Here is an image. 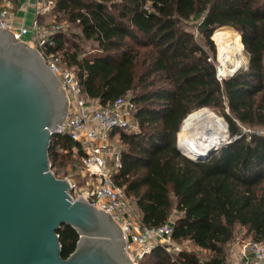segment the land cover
Returning <instances> with one entry per match:
<instances>
[{
	"label": "trees",
	"instance_id": "16d2710c",
	"mask_svg": "<svg viewBox=\"0 0 264 264\" xmlns=\"http://www.w3.org/2000/svg\"><path fill=\"white\" fill-rule=\"evenodd\" d=\"M49 1L63 26L49 50L89 97L107 105L128 96L135 104L139 131L112 132L122 162L114 181L145 226L175 212L172 240L198 249L172 254L156 246L138 264H229L237 229L264 242V0ZM222 27L239 32L249 65L220 80L211 37ZM203 107L222 113L231 142L195 161L178 149V134ZM83 153L68 134L52 137V169L71 157L80 167ZM58 233L67 258L79 235L67 225Z\"/></svg>",
	"mask_w": 264,
	"mask_h": 264
},
{
	"label": "water",
	"instance_id": "95a60500",
	"mask_svg": "<svg viewBox=\"0 0 264 264\" xmlns=\"http://www.w3.org/2000/svg\"><path fill=\"white\" fill-rule=\"evenodd\" d=\"M68 106L60 79L41 53L0 28V264H133L111 214L85 197L73 198L71 180L52 169L51 140ZM224 122L226 139L206 155L188 156L179 140L178 149L195 161L209 159L231 142ZM63 225L79 235L67 258L58 233Z\"/></svg>",
	"mask_w": 264,
	"mask_h": 264
},
{
	"label": "built area",
	"instance_id": "2783aa9c",
	"mask_svg": "<svg viewBox=\"0 0 264 264\" xmlns=\"http://www.w3.org/2000/svg\"><path fill=\"white\" fill-rule=\"evenodd\" d=\"M35 2L37 19L30 27L13 28L9 10L3 7L0 9V28L10 30L17 40L36 48L45 58L48 67L58 76L68 95L67 116L56 134H68L72 140L80 142L84 152L81 157V176H92L94 179L84 190H80L70 179V195L73 198L85 197L95 207L111 214L124 232L126 251L133 264H138L156 246H162L168 252L177 254L182 248L172 240L175 220L170 218L159 227L145 226L131 198L114 181V173L121 168L122 162L120 149L111 142L110 135L116 130L139 131V124L134 117V102L130 97L123 96L102 105L98 99L85 93L75 72L62 64L57 53L49 50L53 45L52 35L63 26L53 23L50 27H45L38 20V17L52 13L53 2ZM29 30L32 36L26 41L24 36ZM218 78L222 79L219 75ZM236 244L242 255L250 252L253 256V260H245L243 264H264V242L248 240Z\"/></svg>",
	"mask_w": 264,
	"mask_h": 264
},
{
	"label": "bare ground",
	"instance_id": "6f19581e",
	"mask_svg": "<svg viewBox=\"0 0 264 264\" xmlns=\"http://www.w3.org/2000/svg\"><path fill=\"white\" fill-rule=\"evenodd\" d=\"M213 39L218 45V70L221 76H228L245 67L239 34L235 29L219 28L214 32ZM226 137L224 119L211 109L203 107L184 119L179 132V145L187 155L204 156L212 145L224 141Z\"/></svg>",
	"mask_w": 264,
	"mask_h": 264
},
{
	"label": "crops",
	"instance_id": "0c3cea01",
	"mask_svg": "<svg viewBox=\"0 0 264 264\" xmlns=\"http://www.w3.org/2000/svg\"><path fill=\"white\" fill-rule=\"evenodd\" d=\"M3 7L8 8L11 24L15 29L30 27L37 19L35 0H0V9ZM38 20L45 27H50L55 23L52 13L42 15L38 17ZM31 36L32 32L29 30L28 34L24 36V40L29 41ZM245 260H253L252 254L247 252L245 255H242L240 247L236 243H233L229 251V263L243 264Z\"/></svg>",
	"mask_w": 264,
	"mask_h": 264
},
{
	"label": "rangeland",
	"instance_id": "374dc122",
	"mask_svg": "<svg viewBox=\"0 0 264 264\" xmlns=\"http://www.w3.org/2000/svg\"><path fill=\"white\" fill-rule=\"evenodd\" d=\"M190 28L196 33V35H198V30L195 27V23H192V26ZM238 34H239V32H238ZM239 37H240V34H239ZM211 39L213 40V42L215 44V47H216V60H215V62H216L217 71H218V75H219V70H218V68H219V61H218V47H217L218 45H217L216 41L213 39V36L211 37ZM239 44H240V41H239ZM243 61H244V66L245 67L243 66L244 68H242L241 70L247 69V67L249 65V57H248V54L246 53L245 50H243ZM228 76H224V77H222V79L223 78H226ZM209 109H211L218 116L224 118L222 116V113L219 110H214L212 108H209ZM245 130L247 132H250V131H253L254 129L251 130V129L246 128ZM110 140H111V142L114 145H116L120 149L119 134H118V132H115L114 134H111L110 135ZM178 140H179V135H178ZM189 156L194 157V154L189 155ZM53 171L55 172V174L59 178H69V179L73 180L78 185V188L80 190H84L85 186L88 187L90 181H94V179H93L92 176H88V177L81 176L80 167H78L76 165V162H75V160H74L73 157H71V158H64L63 164L59 163L56 167L53 168ZM135 209L138 211V209L136 208V206H135ZM174 214H175V212L173 213V215ZM172 219L175 220L176 219V216H173ZM243 241H248V238H245L244 237V229H237L236 238L234 239V241L232 242L231 245H233V243L243 242ZM178 245L182 249L198 250L189 241H185V242H183L181 244H178ZM202 255L205 256L206 253H202Z\"/></svg>",
	"mask_w": 264,
	"mask_h": 264
}]
</instances>
